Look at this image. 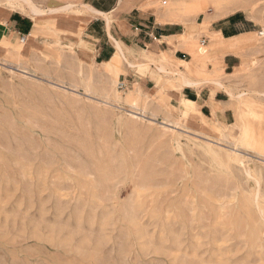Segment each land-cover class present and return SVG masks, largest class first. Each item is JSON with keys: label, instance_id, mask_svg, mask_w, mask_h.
I'll return each instance as SVG.
<instances>
[{"label": "rangeland", "instance_id": "rangeland-1", "mask_svg": "<svg viewBox=\"0 0 264 264\" xmlns=\"http://www.w3.org/2000/svg\"><path fill=\"white\" fill-rule=\"evenodd\" d=\"M80 4L0 0L35 21L0 43V264H264V0H155L206 49L169 74L225 101L194 117L120 88L123 57L78 58L60 14ZM234 13L254 34L211 47Z\"/></svg>", "mask_w": 264, "mask_h": 264}, {"label": "crops", "instance_id": "crops-1", "mask_svg": "<svg viewBox=\"0 0 264 264\" xmlns=\"http://www.w3.org/2000/svg\"><path fill=\"white\" fill-rule=\"evenodd\" d=\"M71 4L65 3L66 8ZM154 4L155 0H81L80 5L60 14V18L64 20V30L69 32V42L75 45L77 57L84 62L103 65L124 58L122 83L130 91L148 95L154 103L164 101L172 106H181L182 100L188 99L201 108H209L212 114L226 115L219 112L225 103L218 97L220 91L213 93L208 85L200 86L199 80L187 72L185 75L192 78L193 84H182L183 74H169L171 64L182 70L188 42L185 44L181 38L183 27L168 21V12ZM251 23L242 14L234 13L219 25L214 22L210 33L230 43L236 42L254 34ZM34 29L35 21L30 15L0 6V43H15L22 36L28 40ZM147 65L146 73H140L138 67Z\"/></svg>", "mask_w": 264, "mask_h": 264}, {"label": "bare ground", "instance_id": "bare-ground-1", "mask_svg": "<svg viewBox=\"0 0 264 264\" xmlns=\"http://www.w3.org/2000/svg\"><path fill=\"white\" fill-rule=\"evenodd\" d=\"M201 4L202 3L198 2L197 4H195V8L201 9L202 8ZM66 7H67V5L64 6V8H66ZM34 8H32V9H34ZM34 10H37V8ZM39 12H35V13L38 14ZM171 14L174 17H176L178 15V12L176 10H174ZM212 40L213 41H212L211 47H213V48L217 47V49H219L220 51H231V50H233L235 45H237L238 43H240L242 41V39H241L239 41L230 43V42L224 40L222 37H213ZM187 42H188L187 51L190 52L191 54H193V57H194L193 61L188 63V68H189V70L192 71L195 68L197 69L199 67V64H201L202 60L204 59L206 49L202 48L201 46L196 45V43L191 42V40H188ZM205 48H207V47H205ZM182 76H183L182 84H193L194 83V81L191 80L186 75H182ZM197 106H198L197 103H195L191 100H188V99H184V103H183L184 112L187 113L190 117H194L197 114V111H198Z\"/></svg>", "mask_w": 264, "mask_h": 264}, {"label": "built area", "instance_id": "built-area-1", "mask_svg": "<svg viewBox=\"0 0 264 264\" xmlns=\"http://www.w3.org/2000/svg\"><path fill=\"white\" fill-rule=\"evenodd\" d=\"M21 41H22V42H25V41H26V37H25V36H22V37H21ZM204 42H205V41H204ZM118 86H119L120 88H125V84L122 83V82H120V83L118 84Z\"/></svg>", "mask_w": 264, "mask_h": 264}]
</instances>
